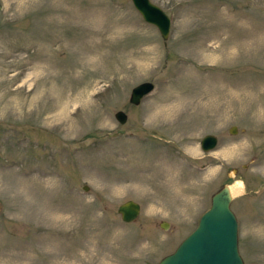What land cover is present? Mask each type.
I'll use <instances>...</instances> for the list:
<instances>
[{"label":"rangeland","instance_id":"obj_1","mask_svg":"<svg viewBox=\"0 0 264 264\" xmlns=\"http://www.w3.org/2000/svg\"><path fill=\"white\" fill-rule=\"evenodd\" d=\"M151 1L166 38L130 0H0V264H155L236 181L264 264V0Z\"/></svg>","mask_w":264,"mask_h":264},{"label":"water","instance_id":"obj_2","mask_svg":"<svg viewBox=\"0 0 264 264\" xmlns=\"http://www.w3.org/2000/svg\"><path fill=\"white\" fill-rule=\"evenodd\" d=\"M140 16L156 26L160 36L166 38L170 18L151 0H130ZM153 88L151 81H141L130 88L128 101L137 104L140 99ZM113 116L120 123L126 119L121 109H116ZM122 129L120 130V132ZM228 131L234 133L235 125ZM215 134L205 133L200 137L199 145L204 151L212 149L216 144ZM234 172L235 168H231ZM233 173H227L231 176ZM83 188H87L84 184ZM232 195L228 183L222 182L209 196V205L198 216L195 226L185 234L174 248L163 254L155 264H244L238 251L237 221L230 207ZM120 219L124 222L133 220L139 213L140 205L128 198L116 206ZM168 222L160 221L166 228Z\"/></svg>","mask_w":264,"mask_h":264},{"label":"bare ground","instance_id":"obj_3","mask_svg":"<svg viewBox=\"0 0 264 264\" xmlns=\"http://www.w3.org/2000/svg\"><path fill=\"white\" fill-rule=\"evenodd\" d=\"M228 188H229V192L231 195H236V194L242 192L243 185H242V182L236 181L232 184H228Z\"/></svg>","mask_w":264,"mask_h":264}]
</instances>
